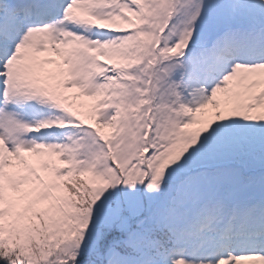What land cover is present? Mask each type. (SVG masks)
Wrapping results in <instances>:
<instances>
[{
    "label": "snow or ice",
    "instance_id": "snow-or-ice-1",
    "mask_svg": "<svg viewBox=\"0 0 264 264\" xmlns=\"http://www.w3.org/2000/svg\"><path fill=\"white\" fill-rule=\"evenodd\" d=\"M0 264H264V0H0Z\"/></svg>",
    "mask_w": 264,
    "mask_h": 264
}]
</instances>
